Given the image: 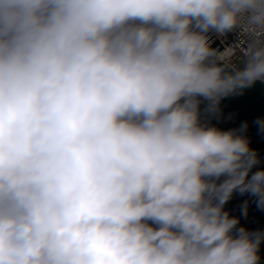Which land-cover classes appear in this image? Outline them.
Listing matches in <instances>:
<instances>
[{
  "label": "clouds",
  "instance_id": "9594fccd",
  "mask_svg": "<svg viewBox=\"0 0 264 264\" xmlns=\"http://www.w3.org/2000/svg\"><path fill=\"white\" fill-rule=\"evenodd\" d=\"M257 82L264 0H0V264H261Z\"/></svg>",
  "mask_w": 264,
  "mask_h": 264
},
{
  "label": "water",
  "instance_id": "95a60500",
  "mask_svg": "<svg viewBox=\"0 0 264 264\" xmlns=\"http://www.w3.org/2000/svg\"><path fill=\"white\" fill-rule=\"evenodd\" d=\"M215 35H212L211 39ZM222 50L225 46L216 37L213 40V47ZM224 118L220 120L219 126L222 128L238 127L241 122L248 121L249 128L247 135L251 140V146L256 149L262 161H264V132L258 130V126L253 123L257 117H264V83L257 82L255 86L244 91L243 95L228 97L222 101ZM231 114V119H228ZM264 166V164H262ZM247 197L235 196L227 205V208L234 215H240V204ZM241 223L250 229H264V211L258 210L254 203L249 206L248 217L241 218ZM261 264H264V245L261 247Z\"/></svg>",
  "mask_w": 264,
  "mask_h": 264
},
{
  "label": "built area",
  "instance_id": "2783aa9c",
  "mask_svg": "<svg viewBox=\"0 0 264 264\" xmlns=\"http://www.w3.org/2000/svg\"><path fill=\"white\" fill-rule=\"evenodd\" d=\"M216 36L212 38L214 40ZM220 42L225 46L221 51H224L226 48H236L237 51L243 48L246 44V35L243 32L237 33H228L226 36L218 38ZM220 44L217 45L218 48ZM219 49V48H218Z\"/></svg>",
  "mask_w": 264,
  "mask_h": 264
}]
</instances>
